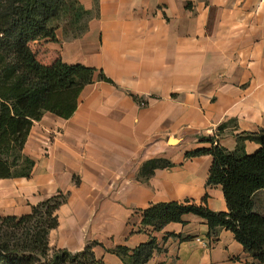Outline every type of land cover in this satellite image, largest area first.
Here are the masks:
<instances>
[{"label": "crops", "instance_id": "1", "mask_svg": "<svg viewBox=\"0 0 264 264\" xmlns=\"http://www.w3.org/2000/svg\"><path fill=\"white\" fill-rule=\"evenodd\" d=\"M79 1L93 13L82 37L67 40L59 28L33 46L49 57L43 64L93 68L114 84L97 74L70 119L47 113L35 123L24 150L35 168L30 178L0 180V218L28 215L64 193L53 249L76 253L98 242L99 258L123 264L106 249L136 248L152 235L164 251L148 264H253L230 231L209 239L199 217L151 233L140 231L137 212L201 204L206 195L209 209L228 212L223 188L207 186L212 156H185L210 148L202 139L220 126L219 143L229 151L237 135L264 129V0ZM257 149L246 143L248 154ZM160 158L175 167L142 178L143 166ZM168 234L191 239L164 243Z\"/></svg>", "mask_w": 264, "mask_h": 264}, {"label": "trees", "instance_id": "2", "mask_svg": "<svg viewBox=\"0 0 264 264\" xmlns=\"http://www.w3.org/2000/svg\"><path fill=\"white\" fill-rule=\"evenodd\" d=\"M93 13L79 0H0V180L30 178L35 161L24 150L35 123L47 114L70 119L77 111L84 88L100 81L114 84L102 71L82 65L70 66L61 60L43 64L33 49L46 33L62 28L67 40L82 37L88 30ZM133 99L144 104L138 97ZM224 125L215 137L202 142L210 148L188 152L187 160L210 155L213 164L208 187L221 186L228 212H214L207 206L208 195L201 204L190 200L166 202L149 206L141 215L140 231L160 233L171 224H186L189 215L203 219L208 226L209 239L220 230L230 231L253 259L264 264V212L260 194H264V129L237 135V146L229 151L220 145ZM258 149L248 154L246 143ZM175 165L166 159L147 162L141 177L148 179L159 169ZM68 200L60 193L37 206L28 215L0 218V264H107L95 253L101 246L89 243L80 252L50 247V233L59 226L57 211ZM190 237L168 234L163 238ZM164 247L154 236L136 248L116 246L106 252L123 264H148Z\"/></svg>", "mask_w": 264, "mask_h": 264}, {"label": "rangeland", "instance_id": "3", "mask_svg": "<svg viewBox=\"0 0 264 264\" xmlns=\"http://www.w3.org/2000/svg\"><path fill=\"white\" fill-rule=\"evenodd\" d=\"M41 44H37L33 46V49L35 50V52L37 53V57L38 59L42 62V63H47L49 61V57L45 58L42 55V49L40 48ZM260 207L258 206V209H260V211L264 212V199L261 197L260 198Z\"/></svg>", "mask_w": 264, "mask_h": 264}, {"label": "built area", "instance_id": "4", "mask_svg": "<svg viewBox=\"0 0 264 264\" xmlns=\"http://www.w3.org/2000/svg\"><path fill=\"white\" fill-rule=\"evenodd\" d=\"M198 241H200V240H198Z\"/></svg>", "mask_w": 264, "mask_h": 264}]
</instances>
